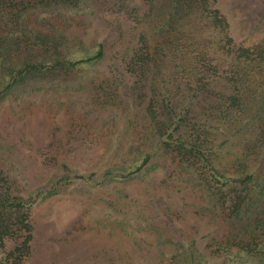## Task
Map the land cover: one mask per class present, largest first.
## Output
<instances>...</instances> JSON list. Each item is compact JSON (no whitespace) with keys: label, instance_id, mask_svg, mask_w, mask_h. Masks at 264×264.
Here are the masks:
<instances>
[{"label":"trees","instance_id":"1","mask_svg":"<svg viewBox=\"0 0 264 264\" xmlns=\"http://www.w3.org/2000/svg\"><path fill=\"white\" fill-rule=\"evenodd\" d=\"M26 1L0 0L3 89L37 81L111 92L107 71L117 74L120 99L137 109L109 138L95 182L137 180L142 194H124L136 211L156 206L158 213H192L215 224L200 246L197 228L163 227L175 250L165 254L169 264H205L208 256L264 264V42L233 41L215 0H111L110 12L137 23L125 32L110 27L85 47L67 19L88 18L99 0ZM98 65L107 73H96ZM1 172L0 234L10 227L13 236L24 234L15 249L28 253L30 208L86 177L64 172L22 195L10 193Z\"/></svg>","mask_w":264,"mask_h":264},{"label":"rangeland","instance_id":"2","mask_svg":"<svg viewBox=\"0 0 264 264\" xmlns=\"http://www.w3.org/2000/svg\"><path fill=\"white\" fill-rule=\"evenodd\" d=\"M215 2L233 41L246 47L264 42V0ZM110 3L99 0L88 18L67 19L79 30L85 47L102 41L110 27L118 25L125 32L137 23L110 12ZM32 14L29 9L30 20ZM93 69L109 73L112 94L108 88L77 83L61 88L37 81L4 90L0 82V169L10 193L28 194L64 172L86 177L60 185L55 194L30 208L28 253L15 249L24 234L13 236L12 227L0 234V264H169L172 259L165 254L175 250L165 243L163 227L197 228L199 246L215 227L192 213H158L156 206H148L146 213L136 211L124 194H142L137 180L95 182L107 164L109 138L120 135L123 119L137 107L130 100L125 106L120 99L123 83L117 82V74L105 72L101 65ZM102 94L113 99L111 105L93 101ZM205 264H223V259L208 256Z\"/></svg>","mask_w":264,"mask_h":264}]
</instances>
